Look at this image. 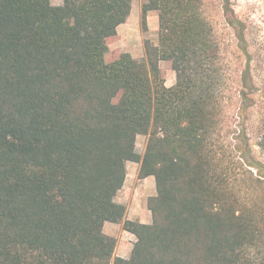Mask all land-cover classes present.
Returning <instances> with one entry per match:
<instances>
[{"label": "trees", "instance_id": "obj_1", "mask_svg": "<svg viewBox=\"0 0 264 264\" xmlns=\"http://www.w3.org/2000/svg\"><path fill=\"white\" fill-rule=\"evenodd\" d=\"M132 1L0 0V264H264L247 21L219 0L237 73L207 0H145L142 28L157 11L158 39L136 58L110 47ZM129 161L155 177L151 223L116 200ZM107 221L136 235L128 258L114 256Z\"/></svg>", "mask_w": 264, "mask_h": 264}, {"label": "rangeland", "instance_id": "obj_2", "mask_svg": "<svg viewBox=\"0 0 264 264\" xmlns=\"http://www.w3.org/2000/svg\"><path fill=\"white\" fill-rule=\"evenodd\" d=\"M208 1V12L214 19L215 31L217 35L223 40V47L225 49V54L228 57L238 56V63L236 65V71L241 69L244 64V57L241 52L237 50L234 46L235 38L233 31L226 25V22L219 14V0H207ZM53 4L60 5L63 0H52ZM145 0H133L131 13L126 22L121 24L118 32V36L110 40L111 49L118 52H129L134 57H145V47L144 41L149 38L154 42H157L159 23H158V13L157 11L151 10L148 13L150 16L148 22V29L144 30L142 28V13ZM234 8L237 14L247 21L249 25V44L250 51L255 54V75L258 79V85L260 88L261 101L264 100L262 95H264V0H233ZM259 53V54H258ZM257 54V55H256ZM236 61V60H235ZM162 71L166 78V84L172 86L176 83V72L172 69L170 63L166 61L160 62ZM260 103L251 110V123L255 124V127L260 126V116L261 111H263L264 106ZM252 142L255 143L257 139L256 132L252 135ZM147 144V136L141 134L137 139L138 151L143 154ZM255 147L256 157L263 158L260 149ZM154 181V187L156 190L155 177H152ZM128 183L127 187L120 191L118 200L125 203L129 214L142 216L143 211L147 212V202L148 198L151 196L149 192H143L139 182L136 180ZM156 194V191H155Z\"/></svg>", "mask_w": 264, "mask_h": 264}, {"label": "crops", "instance_id": "obj_3", "mask_svg": "<svg viewBox=\"0 0 264 264\" xmlns=\"http://www.w3.org/2000/svg\"><path fill=\"white\" fill-rule=\"evenodd\" d=\"M149 19H150V16L148 17V22H149ZM158 23H159V21H158ZM120 26L118 27V32H119ZM139 168H140V163H138V162L129 161L127 163V177H126L125 184L121 190L126 188L128 183H131V181L135 182L137 180L139 182L143 192H149V193H151V196L155 195L156 190H154L155 187H154V181L152 178L154 176H148L146 178H140L138 175L139 174ZM120 191H119V193H120ZM119 193L116 197V200L122 204H125L124 202L119 201L117 199L119 196ZM126 209H127V207H126ZM142 214H143L142 216L138 215L137 213H135V215H131V214H129V210H127L126 211V218L131 219V220H140L144 223H151L152 213L148 207H147V212L143 211ZM104 232L117 239V245H116V249L114 252V256H120V257L128 258L131 255L134 243L136 241V235L134 233L124 229L122 223H116V222H110V221H107L104 224Z\"/></svg>", "mask_w": 264, "mask_h": 264}]
</instances>
